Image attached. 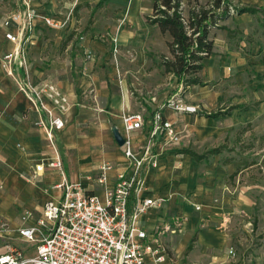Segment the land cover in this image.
<instances>
[{
	"label": "crops",
	"instance_id": "1",
	"mask_svg": "<svg viewBox=\"0 0 264 264\" xmlns=\"http://www.w3.org/2000/svg\"><path fill=\"white\" fill-rule=\"evenodd\" d=\"M2 1L0 0V56L2 52L13 47V43L4 36L2 18L9 9ZM98 1H34V4H39V10L43 14L54 15L63 22L60 27H50L39 22L28 47V59L34 78L54 81L68 97L69 105L63 116L66 122L64 129L55 133V145L68 178L95 175L98 165L103 161L116 164L123 162L122 147L113 137V128L120 130L122 136L130 135L138 146L150 132V119L157 109L173 123L175 130L181 126H186L192 131L196 128L195 134L212 144L219 142L236 128L240 131L246 130L244 135L249 134L248 137L255 142L264 140V35L259 31L245 39L246 34L251 32L255 25L259 26L257 21L262 14L260 11L237 13V29L241 30V34L237 36L238 49H229L228 33L225 29H211L209 34L213 39L214 48L202 63L204 82H207L206 79L226 75L231 65L236 67L237 110L226 111V108H221L222 112L215 117L201 114L203 111H211L217 105L220 92L214 88H204L206 84H191L190 90L181 95V99L187 100L188 104L198 105L201 110L195 113L176 111L168 105L161 106L162 103L151 106V114L145 120V106L125 91L120 93L118 90H111L107 78L104 79L108 74L102 72L97 65L106 49L95 36L111 34V39H115L118 47L125 50L155 47L156 41L163 33L158 24L146 18L150 16L154 1L103 0L102 4L93 10ZM243 1L259 6L264 13V0ZM85 3H89V6L84 5ZM76 4L82 6L74 11ZM86 7H90L88 16L92 22L91 27L84 31V24L74 27L72 22L69 25L70 18L73 19L70 9L72 8V12L78 16V13L87 11H83ZM78 30L85 32L83 37L81 35V42H75L79 44V48L74 46L72 39L60 45L61 40L71 31L75 32L74 36ZM164 34L169 40V33ZM223 44L226 48H223ZM80 50L98 51L100 56L92 63L82 57ZM1 68L0 66V219L4 217L6 223L9 220L12 222L9 225L10 231L3 237V240L11 242L10 239H18L15 228L21 222V215L26 210L32 211L34 216L40 215L44 202L57 196V192L50 186L59 180L60 176L56 167L45 165L53 157V149L44 130L34 125L37 119L34 101L20 92L12 78ZM108 80L111 82V79ZM88 88L95 100L86 93L81 96L77 92H85ZM127 112H140L143 115V127L133 130L131 134H128L122 123V115ZM237 135V140L242 142L244 138L241 133ZM155 149L159 152V162L156 167L150 165L144 174V193L158 203L148 207L139 220L140 226L148 233V243L158 248L157 250L165 256L164 246L172 249L175 255L176 249L179 248L183 254L188 253L191 260L196 259L195 264H231L226 261L228 236L222 229L223 221L219 215L223 213L226 201H230L233 206L237 204L236 209L245 213L257 208L258 222L263 226L264 185L248 188L239 183L237 199L228 198L221 185L196 183L194 167L202 161L194 160L191 155L178 153L176 150L170 153L165 149V152H161L164 148L160 142L155 145ZM204 162L209 164V160ZM40 163H44V166L35 177L38 180H30L35 165ZM233 165L232 160L220 165L217 169L218 175L230 171ZM116 170L118 168L107 172L104 184L90 183L92 191L102 196L104 188L113 185ZM22 171L27 174L28 179L21 175ZM208 172H211L206 175L209 178L214 171L209 169ZM208 178L207 183H217L214 176L209 180ZM17 192H22L24 197L19 193L16 195ZM195 204L199 205L198 209L194 208ZM170 213L177 217L183 216L178 229L171 225L168 218ZM202 218L212 223L198 229L196 225ZM195 230V247L186 252ZM19 241L18 245L27 253L33 252L30 244ZM204 254L211 257V263L205 261ZM145 262L177 264V261H171L169 258L156 261L151 253H146Z\"/></svg>",
	"mask_w": 264,
	"mask_h": 264
},
{
	"label": "built area",
	"instance_id": "2",
	"mask_svg": "<svg viewBox=\"0 0 264 264\" xmlns=\"http://www.w3.org/2000/svg\"><path fill=\"white\" fill-rule=\"evenodd\" d=\"M34 1L38 0H16V6L2 18L4 36L13 47L2 52L0 66L16 88L34 101V124L44 130L53 149V157L45 165L56 167L60 178L50 186L57 196L44 202L40 215L26 210L15 228L18 239L33 247L32 253L3 240L10 228L0 219V264H145L146 253L153 254L156 261L164 260L165 255L148 243V233L139 220L148 207L158 203L144 193V174L150 165L158 166L155 145L160 136L165 143L178 140L173 123L160 109L155 110L150 132L140 145H135L130 135L123 136V162L103 161L95 175L68 178L55 145V133L66 123L63 116L68 97L54 81L34 78L28 59V47L39 22L50 27H60L63 22L43 14ZM167 105L184 112L200 109L180 96H171L161 106ZM122 123L129 134L143 127V115L127 112L122 115ZM43 166L36 164L31 177L35 178ZM117 168L113 185L104 188L102 196L94 193L90 183L104 184L107 172Z\"/></svg>",
	"mask_w": 264,
	"mask_h": 264
},
{
	"label": "rangeland",
	"instance_id": "3",
	"mask_svg": "<svg viewBox=\"0 0 264 264\" xmlns=\"http://www.w3.org/2000/svg\"><path fill=\"white\" fill-rule=\"evenodd\" d=\"M199 1L204 2L205 0ZM182 2L183 14L186 15L190 3L187 0H182ZM233 2H236V0H233ZM2 3L5 4L9 10L16 6V0H3ZM65 8L67 9L68 7ZM86 9L87 11L85 12ZM83 11L85 13H78V16H76L71 8L70 13H72L73 19L70 18L69 25L73 22L74 27L82 24L86 26V23H88V27H91L92 22L88 21L90 7H86ZM237 20L236 13H229L223 19L219 20V23H224L235 29L232 37H229L228 35L229 49H238L237 36L239 33L241 34V30L237 33ZM263 21L264 14L262 13L257 21L259 26L256 27L255 25V27L251 29L252 31H249V33L246 34L245 39H248L256 32L260 31L262 33L263 26L260 24ZM83 29L84 31L86 30L85 27ZM211 29H214L215 31L217 28L213 27ZM77 32L78 33L72 36L71 39L73 40L74 46L79 48V44L75 42H81L85 32H83V30H78ZM162 33L163 36L156 41L155 47L151 46L149 48L132 50H125L118 47L115 39H111V34L95 36L96 39H99L103 43L106 49L104 50L105 54L101 57V61L97 65L102 72L108 74V77L104 76V79L107 78V83L111 90H118L120 93L125 91L128 95L133 96L139 104L144 105L146 108L143 110L145 120L149 118L151 114V106H158L168 98H171V96H180L181 98V95H184L190 90V85L184 86L182 83H178L176 76L170 72H166L164 66L161 64L163 56L171 57L168 40L165 37V32ZM150 34L152 36V31ZM209 37H211L210 34ZM223 48H226L224 47V44ZM79 52L82 57L91 60L92 63H95V60L100 56L98 51L95 52L93 50H80ZM87 54H90V56ZM229 68L230 71L227 69L226 75L219 78L205 80L207 83L204 88H214L220 92L217 105L212 108V110L219 111L221 108H226V111L237 110V70L234 65H231ZM200 75L201 78H203L202 71H200ZM108 79H111V82ZM77 92L81 96H84L86 93L88 97L89 95L92 97V92L89 88L85 92H82L81 90H77ZM92 98L95 100V97ZM96 101L94 102L97 103ZM182 101L188 103L185 99ZM199 110H201V108ZM193 130L194 131L186 128V126H181L180 129L176 130L178 140L165 143V140L162 141L163 138L160 136L158 142H160L161 147L164 148L161 152H165L166 149V151L170 153L175 152L177 148L181 147H188L196 152H203L214 146H223V150L209 156V164L202 161L195 165L194 179L196 183H202L204 185H221L228 198L236 199L237 185L239 183H242L248 188H259L261 185H264V140H258L255 142L248 137L249 134L244 135L246 130L240 131L236 128L235 131L228 132L223 139L219 140V142L212 144L207 142V139H203L196 135V128ZM239 132L243 136L242 138H244L242 142L237 140V133ZM131 133H133V131L129 132V134ZM226 158H231L234 165L231 167V170L229 169L230 171L227 170L224 174L222 173V175L219 176L217 169L220 168V165L224 164L223 162ZM0 163L2 164L1 161ZM177 166H179V164H177ZM209 169L214 171L209 178H213L214 176L217 183H207L208 177H206V175L211 173L208 172ZM21 175L27 178L25 172L22 171ZM29 179L34 181L38 180L32 177ZM18 193L20 196L24 197L22 192H17L16 195H18ZM236 208L237 204L233 206L230 204V201H226L225 209L223 210V213L219 215L223 221V224L221 225L222 229L228 236L226 246V254L228 257H226V261H229L231 264H264V224L263 226L259 225L257 208H253L252 212L246 213L243 210ZM168 218L171 225L176 229L180 227L181 221H183V216L177 217L172 213L168 214ZM2 221H6V219L4 220L3 217ZM10 223L12 222L9 220L7 224L10 225ZM211 223V221L202 218L196 225V228H205ZM10 241L13 244H19L20 242L15 238L10 239ZM177 243L179 244V241ZM178 244L177 246L179 247L180 245ZM164 247L166 251V259L169 258L171 261H177V264H195L194 262H196V259L191 260L190 255L188 253L183 254L181 249L177 248L175 255L172 253V249H168L166 246ZM204 259L205 261H208V263H211L209 262L211 261L209 255L204 254Z\"/></svg>",
	"mask_w": 264,
	"mask_h": 264
},
{
	"label": "trees",
	"instance_id": "4",
	"mask_svg": "<svg viewBox=\"0 0 264 264\" xmlns=\"http://www.w3.org/2000/svg\"><path fill=\"white\" fill-rule=\"evenodd\" d=\"M150 16L146 18L153 23L158 24L161 32H168L170 40H168V47L171 57L163 56L161 64L164 66L166 72L174 74L178 83L184 86L191 84L204 85L201 78L200 71L202 69L203 59L207 57L213 47V39L209 37L211 28L225 29L229 37H232L235 29L219 23L229 13L262 12L258 6L251 5L243 0H187L190 6L187 14H183L182 0H153ZM103 0H99L93 10L102 4ZM84 5L89 6V3ZM82 4H76L74 11L78 10ZM264 14V13H263ZM91 21L90 19L88 20ZM263 26L262 33L264 35V21L261 22ZM88 28V23L85 29ZM240 32L237 29V33ZM75 32L71 31L65 38L61 40L60 45L67 43ZM222 111L211 110L203 111L201 114L215 117ZM226 112V111H225ZM223 146H214L203 152H196L188 147L177 148L178 153H187L191 155L194 160L208 161L209 156L220 152ZM231 158H226L223 163H228ZM197 238V230L191 236L186 247V252L194 247Z\"/></svg>",
	"mask_w": 264,
	"mask_h": 264
},
{
	"label": "water",
	"instance_id": "5",
	"mask_svg": "<svg viewBox=\"0 0 264 264\" xmlns=\"http://www.w3.org/2000/svg\"><path fill=\"white\" fill-rule=\"evenodd\" d=\"M120 130H118L117 128H113V137L115 139V141L117 142L118 145H123V136L122 134L119 132Z\"/></svg>",
	"mask_w": 264,
	"mask_h": 264
}]
</instances>
